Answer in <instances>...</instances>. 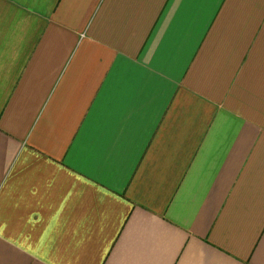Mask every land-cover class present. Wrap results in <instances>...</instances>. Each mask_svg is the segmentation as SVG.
I'll return each instance as SVG.
<instances>
[{"label":"crops","instance_id":"crops-1","mask_svg":"<svg viewBox=\"0 0 264 264\" xmlns=\"http://www.w3.org/2000/svg\"><path fill=\"white\" fill-rule=\"evenodd\" d=\"M0 264H264V0H0Z\"/></svg>","mask_w":264,"mask_h":264}]
</instances>
